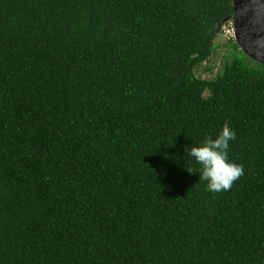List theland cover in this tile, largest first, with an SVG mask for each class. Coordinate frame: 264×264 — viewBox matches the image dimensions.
<instances>
[{
    "label": "trees",
    "instance_id": "trees-1",
    "mask_svg": "<svg viewBox=\"0 0 264 264\" xmlns=\"http://www.w3.org/2000/svg\"><path fill=\"white\" fill-rule=\"evenodd\" d=\"M234 15L0 0V264H264V63L196 73ZM226 122L243 175L210 192L189 153Z\"/></svg>",
    "mask_w": 264,
    "mask_h": 264
},
{
    "label": "clouds",
    "instance_id": "clouds-1",
    "mask_svg": "<svg viewBox=\"0 0 264 264\" xmlns=\"http://www.w3.org/2000/svg\"><path fill=\"white\" fill-rule=\"evenodd\" d=\"M235 138V130L226 122L215 138L208 136L190 150L189 155L195 158L202 171L187 170L192 173L199 172L200 179L207 181V190L210 192L229 190L243 175V166L229 155L230 141Z\"/></svg>",
    "mask_w": 264,
    "mask_h": 264
},
{
    "label": "water",
    "instance_id": "water-1",
    "mask_svg": "<svg viewBox=\"0 0 264 264\" xmlns=\"http://www.w3.org/2000/svg\"><path fill=\"white\" fill-rule=\"evenodd\" d=\"M234 6L235 40L247 56L264 63V0H234Z\"/></svg>",
    "mask_w": 264,
    "mask_h": 264
},
{
    "label": "rangeland",
    "instance_id": "rangeland-1",
    "mask_svg": "<svg viewBox=\"0 0 264 264\" xmlns=\"http://www.w3.org/2000/svg\"><path fill=\"white\" fill-rule=\"evenodd\" d=\"M234 28L233 21L229 20L220 26L215 33L214 50L212 56L208 61L203 62L196 68V73L199 77L211 79L216 77L224 68L226 60L234 57L235 55H241V48L238 47V43L234 36L227 33L228 30ZM240 49V50H239ZM207 95L209 92L206 93Z\"/></svg>",
    "mask_w": 264,
    "mask_h": 264
},
{
    "label": "built area",
    "instance_id": "built-area-1",
    "mask_svg": "<svg viewBox=\"0 0 264 264\" xmlns=\"http://www.w3.org/2000/svg\"><path fill=\"white\" fill-rule=\"evenodd\" d=\"M227 33H230L232 36H234V28H232V30H228Z\"/></svg>",
    "mask_w": 264,
    "mask_h": 264
}]
</instances>
